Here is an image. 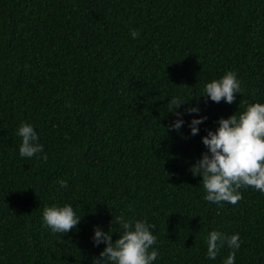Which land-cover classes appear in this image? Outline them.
Here are the masks:
<instances>
[{"label":"trees","instance_id":"obj_1","mask_svg":"<svg viewBox=\"0 0 264 264\" xmlns=\"http://www.w3.org/2000/svg\"><path fill=\"white\" fill-rule=\"evenodd\" d=\"M227 71L243 89L233 104L201 96ZM173 97L187 101L178 132ZM252 103H264V0H0V264H94V226L115 240L120 215L155 225L152 264H223L226 245L207 258L211 231L239 234L234 264H264V193L213 204L189 171L206 130ZM21 122L46 162L20 157ZM64 204L80 223L52 233L43 209Z\"/></svg>","mask_w":264,"mask_h":264},{"label":"clouds","instance_id":"obj_2","mask_svg":"<svg viewBox=\"0 0 264 264\" xmlns=\"http://www.w3.org/2000/svg\"><path fill=\"white\" fill-rule=\"evenodd\" d=\"M133 39L139 37L136 29L130 30ZM241 83L233 71H227L216 80L206 83L204 94L214 103L221 101L233 104L236 95L242 94ZM187 103L179 97L169 101L171 111L178 117L169 129L179 131L184 124L182 113L177 111L182 104ZM185 112L197 113L198 107H189ZM207 117L191 119L188 127L190 135L199 133L197 127ZM218 127L214 131L206 130L201 142L207 151L189 169L195 177H200L205 195L203 199L213 204L227 202L235 205L242 199L240 189L252 188L264 193V103H252L245 106V110L237 116L232 114L227 118H219ZM16 134L21 139L19 155L21 158L37 157L45 162L47 154L43 153V145L38 143L39 137L31 124L21 122ZM60 187L66 188L65 180L58 181ZM78 217L69 204L63 206L45 207L42 212V222L52 233L66 234L76 229L80 223ZM111 224L119 225L121 233L113 240L109 231L94 226L92 242L94 246L101 243L104 248L94 264H152L157 258V251L153 246L157 237L143 220L126 219L123 215L112 217ZM110 230V229H109ZM207 258L215 260L221 248L225 245L231 250L223 264H234L235 250L240 247L239 234L228 236L219 231H211L206 237Z\"/></svg>","mask_w":264,"mask_h":264}]
</instances>
